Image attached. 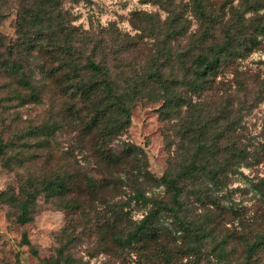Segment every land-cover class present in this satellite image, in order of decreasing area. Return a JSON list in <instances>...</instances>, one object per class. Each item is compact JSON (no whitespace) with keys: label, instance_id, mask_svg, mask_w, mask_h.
<instances>
[{"label":"trees","instance_id":"16d2710c","mask_svg":"<svg viewBox=\"0 0 264 264\" xmlns=\"http://www.w3.org/2000/svg\"><path fill=\"white\" fill-rule=\"evenodd\" d=\"M64 2L21 0L15 53L7 49L0 59L8 80L0 92L8 89L23 104H41L46 95L60 103L55 120L29 133L46 150L41 171L17 193L1 192L0 202L16 210L21 225L30 220L28 199L41 190L66 213L56 236L59 264L79 263L71 251L84 238L103 264H264V210L246 216L229 188L237 168L264 151L240 144L230 98L212 99L220 71L258 48L264 0H144L166 16L133 13L134 36L113 26L78 30ZM144 99L161 101L160 117L173 122L179 140L160 178L140 147L121 140ZM60 132L74 140L55 158ZM7 147L0 138L7 169L12 161H38L17 152L7 158ZM250 184L263 200L264 178ZM161 186L163 198L147 195ZM129 202L146 208L140 220L130 216Z\"/></svg>","mask_w":264,"mask_h":264},{"label":"rangeland","instance_id":"374dc122","mask_svg":"<svg viewBox=\"0 0 264 264\" xmlns=\"http://www.w3.org/2000/svg\"><path fill=\"white\" fill-rule=\"evenodd\" d=\"M75 1L77 0H65L63 4V9L69 13L70 19H74L72 26L78 30L91 29L96 33L101 28L113 26L117 33L134 36L137 31L133 30L129 23L133 13H150L162 20L166 16L157 5L145 3L144 0ZM233 1L235 5L239 2ZM19 4L21 0H0V35L4 39V45L0 48V59L7 57V49L15 53L18 38L15 22ZM192 24L191 29L194 30L196 26L194 22ZM258 41L256 50L220 71L212 93V99L218 102L230 98L235 117L239 118L236 135L240 144L247 147L250 153L264 151V100L261 98L264 85V36L259 37ZM139 58L144 60L142 56ZM1 77L0 72V83L8 81ZM47 96L42 99L41 104H23L15 100L8 89L3 88L0 92V138L8 145L6 157H13L16 152L27 158L32 154L39 157L36 162L23 160L17 164L12 161L9 169L3 167L0 162V193H17L27 178L39 173L44 166L46 150L38 149L35 136L29 133L35 127L56 119L60 103L50 100ZM192 99L193 102L197 101L195 97ZM160 106V100L153 102L144 99L137 102L131 110L130 126L121 138L122 141L136 145L144 151L148 170L156 178L162 177L166 172L169 158L173 156L179 143L174 134L173 122L163 121L160 117ZM56 140L53 150L55 158L68 146H72L74 135L60 132L56 134ZM169 141L172 143L170 149L167 147ZM75 156L79 159L77 152ZM263 178L264 155L260 154V158L237 168L236 175L231 179L229 188L234 190L232 199L244 209L246 216L251 217L259 210H264V198L260 200L258 195L250 190L251 182L256 183ZM147 195L163 198L165 188L158 187L148 191ZM122 201H125V198ZM129 204L130 216L135 221L140 220L146 208L137 202ZM28 206L30 220L21 225L16 222V210L0 202V264H59L56 236L65 224L66 213L48 203L42 190L28 199ZM24 233L28 243L22 241ZM94 249L93 241L84 238L71 253L79 260L77 264H103L104 257L93 254ZM91 254L94 256H89Z\"/></svg>","mask_w":264,"mask_h":264}]
</instances>
